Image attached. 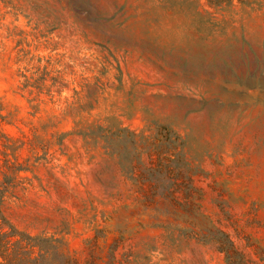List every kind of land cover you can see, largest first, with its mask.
<instances>
[{
	"label": "rangeland",
	"instance_id": "374dc122",
	"mask_svg": "<svg viewBox=\"0 0 264 264\" xmlns=\"http://www.w3.org/2000/svg\"><path fill=\"white\" fill-rule=\"evenodd\" d=\"M0 191L20 264H264V0H0Z\"/></svg>",
	"mask_w": 264,
	"mask_h": 264
},
{
	"label": "trees",
	"instance_id": "16d2710c",
	"mask_svg": "<svg viewBox=\"0 0 264 264\" xmlns=\"http://www.w3.org/2000/svg\"><path fill=\"white\" fill-rule=\"evenodd\" d=\"M2 193L0 191V204H1ZM19 241L13 240L8 232L1 230L0 228V264H20L19 258L21 259V252L18 246ZM14 249H19V254H14ZM28 264H42V260L39 257L30 258ZM26 264V263H24Z\"/></svg>",
	"mask_w": 264,
	"mask_h": 264
}]
</instances>
